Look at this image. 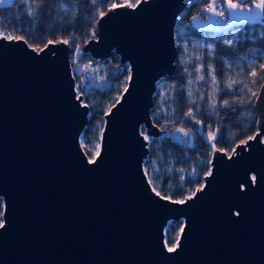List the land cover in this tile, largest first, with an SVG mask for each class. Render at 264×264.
Masks as SVG:
<instances>
[{
	"label": "water",
	"instance_id": "water-1",
	"mask_svg": "<svg viewBox=\"0 0 264 264\" xmlns=\"http://www.w3.org/2000/svg\"><path fill=\"white\" fill-rule=\"evenodd\" d=\"M191 1L139 0L99 17L82 50L100 61L115 53L129 79L93 159L80 141L90 107L71 45L0 37V264H264V82L257 132L231 153L214 147L204 184L184 203L157 195L144 170L146 136L196 143L190 128L162 129L152 116ZM169 222H182L172 252Z\"/></svg>",
	"mask_w": 264,
	"mask_h": 264
},
{
	"label": "trees",
	"instance_id": "trees-1",
	"mask_svg": "<svg viewBox=\"0 0 264 264\" xmlns=\"http://www.w3.org/2000/svg\"><path fill=\"white\" fill-rule=\"evenodd\" d=\"M113 2L120 5L124 0H97L96 3L93 0H13L10 5H0V29L7 32L11 38L25 39L36 49L45 47L49 40L52 42L68 40L73 52L74 48L83 47L94 37L99 17L111 9ZM210 3L211 0H192L179 16L178 24L183 26L184 33L197 37H210L227 33L233 27L240 28L233 43L215 40L212 53L206 55V66H212L218 79L224 83L227 76L226 59L253 51H264V22H241L232 28L216 32L196 28L193 26V18L200 16L201 8ZM29 4L33 6L31 16L28 15ZM35 5H39V8L36 9ZM177 48L176 71L173 76L166 77L173 84L171 103L176 119L173 123L153 119L162 129H170L177 125L190 128L195 133L196 143L194 147L187 148L175 144L168 137L153 139L149 143L148 157L149 159L161 157L165 165H172L171 173L159 175L158 192L164 197L180 201L194 194L204 184V178L210 172L214 147L231 153L237 144L245 142L257 132L254 104L264 82V69L257 70L256 92L248 102H229L228 105L219 106L210 112L206 105L198 108L189 103L187 75L179 61L182 48L180 46ZM103 64L109 70L115 67H121L122 70L119 74L113 73L109 77L114 81L113 84L117 82L118 87L112 86L108 92L101 93L99 98H95L93 106L88 105L92 102L89 97L83 99L90 107L89 123L82 134L86 139L101 135L105 115L118 101L129 79L128 66L122 64L115 53L103 61ZM224 98L229 100V94L225 93ZM157 99L156 94L155 105ZM88 155L90 158L94 157ZM192 170L193 174L190 175L189 172ZM180 171H185L186 174L182 177ZM2 214L3 202L0 198V225L3 221ZM181 228L182 222L173 223L169 229L167 245L175 244Z\"/></svg>",
	"mask_w": 264,
	"mask_h": 264
},
{
	"label": "rangeland",
	"instance_id": "rangeland-1",
	"mask_svg": "<svg viewBox=\"0 0 264 264\" xmlns=\"http://www.w3.org/2000/svg\"><path fill=\"white\" fill-rule=\"evenodd\" d=\"M12 3L13 0H5L4 4L0 5H10ZM236 3L239 4V2ZM29 11L33 12V6L31 4H29ZM213 20H216V15L211 12L208 17L199 16L197 20L198 23L196 22L198 25L196 24V26L193 24V26L199 29L214 30L216 32L221 29L232 28L236 25L234 24L231 27H220L217 26L216 23L213 24ZM256 21L264 22V14L249 21L242 20V22ZM239 31V27H233L227 33L212 35L210 37H197L184 33L183 26L177 22L175 39L176 45L182 48L179 54V61L187 75V95L191 106L199 108L202 105H206L210 112H212L219 106L225 105L224 101H228V103H246L251 99L253 93L256 92V74L258 68L262 69L260 65H264V51H253L246 55L226 59L227 76L224 83H221L218 79L215 69L212 66H206V55L212 53L214 41L221 40L225 43L231 41V43H233L237 39ZM0 33H6L9 36L7 32L1 29ZM82 48L83 47L74 48L71 53V66L72 72L74 76H76V90L78 94L82 95L83 99L89 97L92 100V102L88 104L91 107L94 104L95 98H99L101 93L108 92L112 86H114V88L118 87L117 82L113 84L114 81L109 77L113 73L119 74L122 69L121 67H115L110 69L112 70V73H110V70L103 64V61L96 60V62H93L94 59L84 53ZM259 59H261V61ZM249 65H253V67L250 69ZM198 69L199 71H197ZM253 72L255 73L254 75ZM213 76L215 80H213ZM200 77H203V79H200ZM84 80L85 83H83ZM253 81H255V83H253ZM229 84H231L230 88L227 87ZM172 88L173 84L166 78L161 79L157 84L156 94L158 99L152 116L154 119L164 123H173L176 119L171 103ZM189 93H191V95H189ZM225 93L229 94V100L224 98ZM146 138L149 143L155 139L151 136H146ZM100 139L101 135H95L88 139L81 136L80 141L86 153L95 157L99 152ZM144 170L149 181L151 180L153 189L155 188V191L158 192L159 175L171 173L173 167L172 165H165L161 157L153 159L147 157L144 163ZM180 174L183 177L186 172L180 171ZM189 174H193V170L190 171ZM173 223L174 222H169L165 228L166 244L169 237V229ZM176 244L177 241L174 245H167V247H175Z\"/></svg>",
	"mask_w": 264,
	"mask_h": 264
},
{
	"label": "snow or ice",
	"instance_id": "snow-or-ice-1",
	"mask_svg": "<svg viewBox=\"0 0 264 264\" xmlns=\"http://www.w3.org/2000/svg\"><path fill=\"white\" fill-rule=\"evenodd\" d=\"M5 0H0V4H4ZM94 3L97 2V0H93ZM214 2V7L211 9V11L213 12L214 15L216 16H221L224 17L227 13H235V12H243V11H247L250 14L253 13H258V14H264V0H241V3L237 4V3H231V0H221V2L219 4H215V0H213ZM245 4H250L251 6L248 7H244ZM118 5L113 2L111 5V9H115ZM123 6V5H120ZM128 6H132V5H128ZM36 9L39 8V5H35L34 6ZM219 9L218 11L216 9ZM110 9V10H111ZM205 11H209V9H206ZM29 16L33 15L32 11H29L28 13ZM193 19H196L195 17ZM0 37L3 38H8L11 39L10 36H8L6 33H0ZM64 43H68V40L63 41ZM52 41H48V44H51ZM228 43H231V41H229ZM79 51V50H77ZM253 67V65H249V68L251 69ZM260 67L262 69H264V65H260ZM199 71V69L197 70ZM255 73L253 72V75ZM200 79H203V77H200ZM213 80H215V77L213 76ZM191 83V81H190ZM253 83H255V81H253ZM227 87H231V84H229ZM189 95H191V93H189ZM253 95H255V93H253ZM203 98V97H201ZM225 105H228V101H224ZM189 115H191V113H189ZM188 134L185 133V136H187ZM253 179H255L253 177ZM151 183V180H150ZM155 190V188L153 189ZM157 195H160L159 192H157ZM177 203H184L183 200L180 201H176ZM2 226V225H0ZM169 252L175 251L174 247H170L168 249Z\"/></svg>",
	"mask_w": 264,
	"mask_h": 264
},
{
	"label": "built area",
	"instance_id": "built-area-1",
	"mask_svg": "<svg viewBox=\"0 0 264 264\" xmlns=\"http://www.w3.org/2000/svg\"><path fill=\"white\" fill-rule=\"evenodd\" d=\"M139 0H124L122 4L124 5H132L134 6L135 4L138 3ZM221 0H215V4H219ZM239 2L241 3V0H231V3H236ZM251 6L250 4H245L244 7ZM214 7V2L211 0L210 4H207L201 8V13L200 16L203 17H208L210 16V13L212 12L211 9ZM206 9H209V11H205ZM217 11L219 10L218 8L216 9ZM242 20L240 18H232L230 13L226 12V15L224 17L221 16H216V20H213V24L216 23L217 26L220 27H231L234 24L241 23Z\"/></svg>",
	"mask_w": 264,
	"mask_h": 264
},
{
	"label": "crops",
	"instance_id": "crops-1",
	"mask_svg": "<svg viewBox=\"0 0 264 264\" xmlns=\"http://www.w3.org/2000/svg\"><path fill=\"white\" fill-rule=\"evenodd\" d=\"M230 15L232 18H240L241 20H248L249 21L251 19H255L256 17H260L262 14H258V13L250 14L248 12H235V13H230ZM195 18L196 19H193V21H192L194 25H196L198 23L197 20H198L199 16H197Z\"/></svg>",
	"mask_w": 264,
	"mask_h": 264
}]
</instances>
